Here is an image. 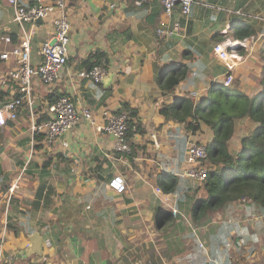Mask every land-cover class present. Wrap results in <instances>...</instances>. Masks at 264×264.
<instances>
[{
	"label": "crops",
	"instance_id": "obj_1",
	"mask_svg": "<svg viewBox=\"0 0 264 264\" xmlns=\"http://www.w3.org/2000/svg\"><path fill=\"white\" fill-rule=\"evenodd\" d=\"M67 4L72 24L68 65L53 84L35 80L34 120L45 118L49 98L69 95L78 107L92 110L100 123L104 109L117 112L128 103L138 109L137 121L145 132L131 139L132 158L115 152L114 138L86 121L50 148L36 141L41 144L37 148L32 146L31 113L21 111L18 121L0 132V254L6 257L1 264H264V216L248 208L247 201L227 206L200 225L192 223L193 202L183 198L191 188L186 183L193 186L183 175V145L196 140L206 144L211 135L204 129L196 137L160 113L177 97L196 92L199 100L214 82L224 80L227 67L213 47L238 41L233 35L242 20L252 23L257 39L264 32V20L259 19H264V0H196L189 19L183 20V36L169 39L158 37L157 29L183 18L177 10L167 17L156 0L140 6L136 0ZM13 18L7 0H0V56L10 49L2 37L16 40L19 33ZM36 29L34 64L39 62L40 43L51 32L48 23ZM263 46L264 37L232 70L247 96L262 90ZM98 50L107 55L108 75L101 83L81 79L83 60ZM176 63L188 65L189 75L174 92L164 94L160 77ZM15 66L13 58L0 57V78ZM12 95V86L0 84V107ZM240 147L231 150L237 154ZM117 174L126 181L124 194L109 187ZM165 174L178 177L179 194L157 192Z\"/></svg>",
	"mask_w": 264,
	"mask_h": 264
},
{
	"label": "built area",
	"instance_id": "obj_2",
	"mask_svg": "<svg viewBox=\"0 0 264 264\" xmlns=\"http://www.w3.org/2000/svg\"><path fill=\"white\" fill-rule=\"evenodd\" d=\"M146 0H136V5H142ZM163 7V14L172 18L176 10L181 18L174 19L171 24L161 26L157 29V36L163 39L183 36V20L189 19L190 13L196 0H156ZM14 11V22L19 27V33L14 42L11 35L2 37L4 42L11 48L1 54V59H14L16 66L5 73L0 78L2 86H12L13 95L0 107V132L6 128L9 123L18 121V116L23 110H28L33 119L32 124V146L37 143L36 135L41 136V143L47 148L52 147L64 135L76 128L81 122H88L97 127V130L111 135L115 140V152L130 155L132 148L127 141L128 131V113L113 112L104 109L101 113V122L98 116L89 108L78 107L75 100L69 95H62L52 103L47 104L45 112L46 117L38 122L34 120V85L38 79L42 84L50 85L55 83L63 70L67 67L69 61V45L71 40L72 24L67 14V0H33L24 2L23 0H7ZM115 8L116 4H112ZM240 16L248 17L240 11L235 12ZM250 18V17H249ZM264 20L262 18H259ZM41 20V23L38 21ZM49 24L51 32L40 43L37 51L39 62L34 64V37L36 28L43 24ZM264 37V32L256 39L251 37L245 41H235L229 39L213 47V53L227 67V78L225 85L231 86L234 81L232 70L242 60L246 59L253 51V44ZM108 75L107 67L102 64L92 69H83L78 73L81 79H86L94 83H101ZM198 94L191 92L190 97L197 99ZM264 105V98H263ZM64 146H68L64 142ZM208 158L207 145L194 141L186 143L184 159L187 168L183 175L202 183L208 178L209 168L205 165ZM109 187L117 194H124L127 191V185L124 177L120 174L114 175L109 181ZM18 187L14 183L8 192V198L13 196ZM158 193H163L157 189ZM177 215V210L172 211ZM50 246L49 240L45 242ZM201 247L203 243L200 242ZM5 256L0 254V264L5 260Z\"/></svg>",
	"mask_w": 264,
	"mask_h": 264
},
{
	"label": "trees",
	"instance_id": "obj_3",
	"mask_svg": "<svg viewBox=\"0 0 264 264\" xmlns=\"http://www.w3.org/2000/svg\"><path fill=\"white\" fill-rule=\"evenodd\" d=\"M255 35L256 30L252 23L242 20L236 25L233 38L245 41ZM262 59L264 61V46ZM107 61L106 53L98 50L83 60L81 68L92 69L102 64L107 66ZM164 72L160 77V87L164 94H169L186 80L189 66L176 63ZM228 75L221 82H214L207 96L196 101L185 94L177 97L170 104H164L160 110L166 120L183 124L190 134L197 135L205 129L211 135L206 143L208 158L205 160V165L209 168L208 178L198 188L195 186L194 189L189 188L190 191L199 194L197 198L196 194L193 197L190 210L195 225L204 223L209 219L208 216L224 211L227 206L241 200L247 201V207L257 210L259 216H264V65L262 90L252 96L245 95L235 79L234 85L226 86L224 81ZM60 96L62 95L49 98V103ZM123 111L128 113L126 137L132 148L129 155L132 158L134 146L131 139L136 133L145 132V129L137 121L138 109L124 103L122 109L117 112ZM247 117L253 121L255 128L242 138L239 152L234 154L230 142L235 133L236 122ZM43 119L39 118L37 121ZM35 140L39 142L41 136L36 135ZM35 147L40 148L41 144ZM164 178L159 179V188L164 193L180 192V182L175 174H165ZM158 221V224L162 225L164 217L161 216ZM226 264H230L229 261Z\"/></svg>",
	"mask_w": 264,
	"mask_h": 264
},
{
	"label": "rangeland",
	"instance_id": "obj_4",
	"mask_svg": "<svg viewBox=\"0 0 264 264\" xmlns=\"http://www.w3.org/2000/svg\"><path fill=\"white\" fill-rule=\"evenodd\" d=\"M3 40V39H2ZM4 41V40H3ZM5 43V42H4ZM6 44V43H5ZM6 45H8V44H6ZM8 46H10V45H8ZM10 48H11V46H10ZM227 70V69H226ZM254 128H255V125H254V123H253V121L250 119V118H242V119H239V120H237V122H236V126H235V133H234V135H233V137H232V139H231V142H230V145L233 147V145H235V148L240 144L241 145V140H242V138L243 137H245V136H247V134L250 132V131H253L254 130ZM196 137H197V135H196ZM192 140H195V139H192ZM196 142H198V143H202V142H200V141H197L196 140ZM203 144H205V143H203ZM185 146H186V142L184 143V145H183V147L185 148ZM184 153H185V149H184ZM1 159V158H0ZM27 170V169H26ZM26 170L24 171V174H25V172H26ZM23 177V176H22ZM27 177L28 176H24V180H26L27 179ZM21 180H23V179H21ZM187 181H189V180H187ZM20 183H21V181H20ZM187 185H189L190 187H191V189L193 188V186H195L196 188H198V186H201L203 183H199L198 181H193V186L190 184V183H186ZM186 188V187H185ZM22 189V188H21ZM31 193H33L32 191H31ZM187 194H189L188 196H184L183 197V194H180V197H183L185 200H187V201H192L193 200V197L195 196V194H196V198L199 196V194L198 193H195V194H193V196H192V192L190 191V192H186ZM174 194V193H173ZM179 194V193H178ZM204 195V194H203ZM179 198V197H178ZM182 198V199H183ZM183 199V200H184ZM190 215H192L191 213H190ZM191 221H192V219H191ZM193 223V222H192ZM27 264H30V263H27Z\"/></svg>",
	"mask_w": 264,
	"mask_h": 264
},
{
	"label": "water",
	"instance_id": "obj_5",
	"mask_svg": "<svg viewBox=\"0 0 264 264\" xmlns=\"http://www.w3.org/2000/svg\"><path fill=\"white\" fill-rule=\"evenodd\" d=\"M39 23H41V20H39L38 21ZM37 240H38V242L40 243V236H37ZM32 245L34 246V247H38L39 246V244L33 239L32 240Z\"/></svg>",
	"mask_w": 264,
	"mask_h": 264
}]
</instances>
